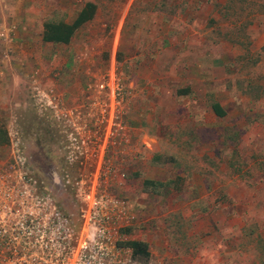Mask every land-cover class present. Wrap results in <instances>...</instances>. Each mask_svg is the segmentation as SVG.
Wrapping results in <instances>:
<instances>
[{"label":"rangeland","instance_id":"obj_1","mask_svg":"<svg viewBox=\"0 0 264 264\" xmlns=\"http://www.w3.org/2000/svg\"><path fill=\"white\" fill-rule=\"evenodd\" d=\"M85 1L0 0V262L32 264L41 229L53 256L111 227L147 243L134 264H264V0L168 22L92 0L70 43L43 42Z\"/></svg>","mask_w":264,"mask_h":264},{"label":"built area","instance_id":"obj_2","mask_svg":"<svg viewBox=\"0 0 264 264\" xmlns=\"http://www.w3.org/2000/svg\"><path fill=\"white\" fill-rule=\"evenodd\" d=\"M43 215L46 217L45 211H43ZM127 221L125 220L124 224H128L125 223ZM37 235H39L40 240L34 239L35 236H33L31 239L34 240V243L29 242L33 245L29 248L32 249L37 246L38 253H40L38 257L29 256L30 262L33 261L32 264H134L132 262V250L120 244V242L127 240L128 236L132 237L129 233L124 232V229L114 231L111 230V227L99 228L91 237L83 240L76 250L64 246L63 237L60 236V241H56L53 247V256L50 255L51 247H48V231L41 229ZM73 251H76L75 255H73ZM67 252H72V259L66 256ZM49 258L50 261L48 262ZM65 259L67 260L64 261ZM69 261L71 262L68 263ZM0 264H11V261L7 260L0 262Z\"/></svg>","mask_w":264,"mask_h":264},{"label":"trees","instance_id":"obj_3","mask_svg":"<svg viewBox=\"0 0 264 264\" xmlns=\"http://www.w3.org/2000/svg\"><path fill=\"white\" fill-rule=\"evenodd\" d=\"M96 8L97 5L94 2H85L72 23H67L63 19L45 20L43 22V28L41 33L43 42L67 44L72 38L74 32L82 24H84L86 21L90 20L94 16ZM186 91L187 89H182V91H179V93H186ZM211 108L215 115H217L218 117H222L225 115V112L221 108L219 103H212ZM8 143L9 136L7 130L3 125H0V145H7ZM152 160L161 162L167 161L166 159L162 160V157L159 154H155ZM170 160H172V157L168 159V161ZM163 186L165 187L166 183L161 181H155L152 179H144L142 189L144 192L158 194L162 192ZM120 244L129 247L132 250L133 257L147 258L149 256L148 245L143 240H125L120 242Z\"/></svg>","mask_w":264,"mask_h":264},{"label":"crops","instance_id":"obj_4","mask_svg":"<svg viewBox=\"0 0 264 264\" xmlns=\"http://www.w3.org/2000/svg\"><path fill=\"white\" fill-rule=\"evenodd\" d=\"M87 1L94 2L97 5L96 12H95V14H96L97 11H98V4H97V2L92 1V0H87ZM87 1H85V2H87ZM179 1L180 0H158V1L155 0V2H156L155 3V6L153 4V7L148 12L150 14L155 15V16H160L163 19H165V17L164 16H161V15H167L166 16V17H168L167 18V22L173 20L176 17L177 18H180L181 17V16L179 17L177 15H182V17L184 18V20L192 21V20L197 19L196 18V15H197L198 12L201 15L202 10L205 7H207L208 3H210V6H212V7H215V6H219L220 7L221 5H224L225 4V1L226 0H181L183 2V4H184L183 5L184 6L183 8H180V2ZM263 3H264V1H263ZM83 5L80 6L75 13H73L74 16L71 19H65L64 21L67 22V23H72L74 21V19L76 18L77 14L79 13L80 9L83 7ZM183 14H184V16H183ZM93 18H94V16L90 20H92ZM90 20H88V21H90ZM84 24H82L81 26H83ZM252 27L250 26V24L248 26H246V28H249V29L252 28ZM75 32H74V34H75ZM74 34H73L72 38L74 37ZM72 38L70 39V41L72 40ZM70 41L68 43H70ZM184 89H187L186 93H188V91L190 90V87L189 88L188 87H185ZM211 110H212V108H211ZM215 116H217V115H215ZM155 154H157V153H154L152 155L151 159H153V156ZM134 239L135 238H132L130 236H128V238H127V240H134ZM186 260L191 263V262L194 261V258H190V259L187 258Z\"/></svg>","mask_w":264,"mask_h":264},{"label":"flooded vegetation","instance_id":"obj_5","mask_svg":"<svg viewBox=\"0 0 264 264\" xmlns=\"http://www.w3.org/2000/svg\"><path fill=\"white\" fill-rule=\"evenodd\" d=\"M46 163H48V159L46 158Z\"/></svg>","mask_w":264,"mask_h":264}]
</instances>
